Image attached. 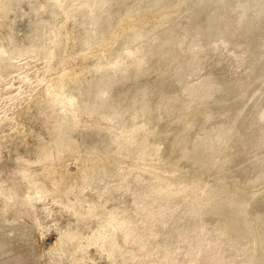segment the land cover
Wrapping results in <instances>:
<instances>
[{
	"label": "rangeland",
	"instance_id": "rangeland-1",
	"mask_svg": "<svg viewBox=\"0 0 264 264\" xmlns=\"http://www.w3.org/2000/svg\"><path fill=\"white\" fill-rule=\"evenodd\" d=\"M0 264H264V0H0Z\"/></svg>",
	"mask_w": 264,
	"mask_h": 264
}]
</instances>
